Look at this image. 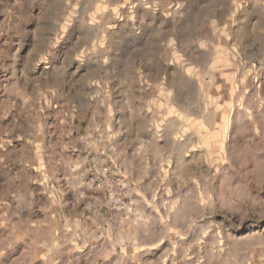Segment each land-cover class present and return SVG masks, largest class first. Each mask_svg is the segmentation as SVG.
Listing matches in <instances>:
<instances>
[{
    "label": "clouds",
    "instance_id": "1",
    "mask_svg": "<svg viewBox=\"0 0 264 264\" xmlns=\"http://www.w3.org/2000/svg\"><path fill=\"white\" fill-rule=\"evenodd\" d=\"M0 17V264H264V0Z\"/></svg>",
    "mask_w": 264,
    "mask_h": 264
},
{
    "label": "rangeland",
    "instance_id": "2",
    "mask_svg": "<svg viewBox=\"0 0 264 264\" xmlns=\"http://www.w3.org/2000/svg\"><path fill=\"white\" fill-rule=\"evenodd\" d=\"M97 2H98V3H108V2H110V0H97ZM121 11L123 12L124 9H121ZM142 11H143V9H141V12H142ZM0 18H2V17H0ZM109 31H111V29H109ZM173 55H175V53H173ZM221 79H222V77L218 79V82H220ZM158 94H162V93H158ZM147 99H152V97H147ZM160 103H161V105H162V104L164 103V101L161 100ZM173 108H175V105H170L169 108L167 109V111H168V112H171V111L173 110ZM125 202H126V201H125ZM166 248H167V244L163 245V246L161 247V249H160L159 251L156 252V256H155V257H149V258H150V259H155L156 257L162 255L163 252L166 250ZM100 264H108V262H107V261H101Z\"/></svg>",
    "mask_w": 264,
    "mask_h": 264
}]
</instances>
